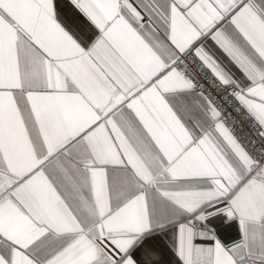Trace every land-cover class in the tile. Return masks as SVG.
<instances>
[{
  "label": "snow or ice",
  "instance_id": "1",
  "mask_svg": "<svg viewBox=\"0 0 264 264\" xmlns=\"http://www.w3.org/2000/svg\"><path fill=\"white\" fill-rule=\"evenodd\" d=\"M0 264H264V0H0Z\"/></svg>",
  "mask_w": 264,
  "mask_h": 264
}]
</instances>
